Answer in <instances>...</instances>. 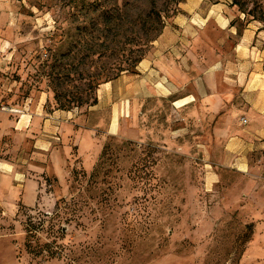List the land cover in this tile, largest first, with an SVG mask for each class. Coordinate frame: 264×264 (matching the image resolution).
Listing matches in <instances>:
<instances>
[{"label": "rangeland", "instance_id": "1", "mask_svg": "<svg viewBox=\"0 0 264 264\" xmlns=\"http://www.w3.org/2000/svg\"><path fill=\"white\" fill-rule=\"evenodd\" d=\"M151 1L0 0V264H264V148L235 164L178 108L181 93L149 84L140 63L94 109L117 62L136 56ZM185 1L155 0L173 33ZM222 4L240 32L247 23L264 29V0H204L202 9ZM200 23L186 52L205 62L227 43ZM157 42L144 59L170 75L182 58L177 46L161 54ZM55 110L78 111L92 128L75 125L79 141L75 132L63 139V172L33 157L36 130ZM30 163L44 171L29 177L45 184L25 201L19 181L18 199H8V165L25 172Z\"/></svg>", "mask_w": 264, "mask_h": 264}, {"label": "crops", "instance_id": "2", "mask_svg": "<svg viewBox=\"0 0 264 264\" xmlns=\"http://www.w3.org/2000/svg\"><path fill=\"white\" fill-rule=\"evenodd\" d=\"M203 1L186 0L182 6V17L176 18L175 21L181 27V32L173 33L166 27L157 39L160 48L158 51L161 54L165 55L166 50L177 46L176 55H180L182 59L181 64L172 70V74L169 75L167 68H155L152 57L143 59L138 71L145 74V80H148L149 84L156 85L158 82L164 86L169 83L176 89L175 94L181 93L175 103L178 108L187 107L191 110V122L195 124L197 131L214 138L215 148H226L225 153L235 156V164H244L242 156L245 151L264 148V29L254 23H247L240 32V20L235 21L233 16L227 14L230 8L226 4L203 10ZM199 23L214 25L224 35V39L219 43H227L226 47L222 46V49L226 48L224 53L218 55L214 52L212 56L208 55L205 62L199 60L195 51L186 52L190 34L199 30ZM226 37H231L233 42L229 44ZM165 60L168 61V57L165 56ZM189 72H196V75L188 76ZM132 78L127 75L120 80L118 78L107 82L100 90L99 101L94 109H104L107 99L112 101L113 87L119 85L120 81L130 82ZM170 78L173 79L171 82ZM186 79L187 81H184ZM188 81L190 91L185 92L187 86H183V82ZM163 86H157L159 94L168 95L164 94ZM150 94L152 91L149 90L148 95ZM129 96L134 97L132 94L128 95V98ZM4 117L6 116L1 120ZM108 119L113 132L118 126V113L111 112ZM86 120L85 115H80L75 110H55L47 115L42 119L40 129L36 130L37 135L33 141L34 159L51 162L53 170L63 172V152L64 148H69L63 143L74 132L79 141L80 134L73 129L75 125H84L92 131L91 127H87ZM29 121L30 119L26 125H29ZM3 122L9 124L10 120ZM38 122L35 124L38 125ZM89 137L94 136L90 134ZM208 146L209 144H205V148H209ZM29 165L25 172L12 170L10 164L8 165V173L4 174L2 179L6 185L9 184L8 199H18L16 196L20 193V184H17L19 181H25L23 200L33 201L37 197V187L45 183L29 176H35L33 172L38 174L39 171H44V168L31 163Z\"/></svg>", "mask_w": 264, "mask_h": 264}, {"label": "trees", "instance_id": "3", "mask_svg": "<svg viewBox=\"0 0 264 264\" xmlns=\"http://www.w3.org/2000/svg\"><path fill=\"white\" fill-rule=\"evenodd\" d=\"M152 8L149 11V19L145 20V23L140 28L139 38L135 42V46L131 49L136 56H133L128 61L121 60L117 62L116 66L113 68V73L107 76L106 82L113 80L118 77L123 71L126 70H136L138 64L145 58L147 53L152 47V43L157 40L166 27L165 21L162 19L163 16L159 12L155 11L156 2L152 0ZM112 20V18H111ZM124 51V49H122ZM98 102V99H94V104Z\"/></svg>", "mask_w": 264, "mask_h": 264}, {"label": "built area", "instance_id": "4", "mask_svg": "<svg viewBox=\"0 0 264 264\" xmlns=\"http://www.w3.org/2000/svg\"><path fill=\"white\" fill-rule=\"evenodd\" d=\"M245 122L247 121V120H244Z\"/></svg>", "mask_w": 264, "mask_h": 264}]
</instances>
